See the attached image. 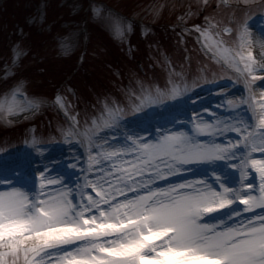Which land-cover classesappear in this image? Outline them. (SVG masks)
<instances>
[{
    "label": "rangeland",
    "instance_id": "1",
    "mask_svg": "<svg viewBox=\"0 0 264 264\" xmlns=\"http://www.w3.org/2000/svg\"><path fill=\"white\" fill-rule=\"evenodd\" d=\"M257 16H264V0H0V161L7 166L21 157L27 163L22 176L9 174L0 182V192L6 191L3 184L35 192L38 172L45 167L64 183H76L80 170L71 164L83 148L63 137L71 129L87 143L97 126L106 130V105L122 118L118 127L106 130L119 146L126 143L125 132L152 141L168 131L191 135L193 112L206 122L239 117L258 132L264 127V87L256 85L264 72L248 74L254 85L249 90L244 72L223 56L218 60L205 52V36L194 27L200 25L210 42L222 39L221 47L233 50L237 58L251 52L254 59L248 62L259 66L264 35L258 32ZM240 20H253L246 44L240 40ZM244 64L241 60L239 67ZM198 78L201 83L202 78L219 81L171 95L174 85ZM241 95L248 102L238 111L221 106L223 101L239 102ZM141 104L144 108L137 111ZM238 137L243 139L234 130L228 134L229 139ZM199 138L209 139L204 133ZM33 140L43 153L32 146ZM251 158L264 160L257 151ZM233 162L193 161L177 179L207 177L216 186L219 177L234 186L238 170L231 167ZM249 168V179L258 188L259 173L250 162ZM208 217L215 214L202 219L211 222Z\"/></svg>",
    "mask_w": 264,
    "mask_h": 264
},
{
    "label": "snow or ice",
    "instance_id": "2",
    "mask_svg": "<svg viewBox=\"0 0 264 264\" xmlns=\"http://www.w3.org/2000/svg\"><path fill=\"white\" fill-rule=\"evenodd\" d=\"M256 19L261 23L258 32L264 35V16ZM250 22L238 21L245 44L253 28ZM194 27L205 36L201 45L205 52L218 60L223 56L244 72L245 85L251 90L254 85L248 74L264 72V57L259 66L248 62L254 59L251 52L237 58L233 50L221 47L222 39L210 42L200 25ZM224 31L235 34L232 28ZM241 60L244 68L239 67ZM200 79L182 87L174 85L171 95L181 96L219 81L202 78L201 83ZM256 86L264 87V78ZM246 102L241 95L239 102L223 101L221 106L238 111ZM106 107L109 119L103 127L114 129L122 118L115 108ZM73 124H78L75 118ZM191 125V135L168 131L156 141L125 132L124 146L99 126L87 143L70 129L63 139L83 148L71 164L80 170L76 183H64L63 177L50 175L45 167L38 172L33 193L3 184L0 264H264V160L251 158L254 151L264 156V127L257 132L253 123L239 117L206 122L198 112L192 113ZM260 125L264 126V116ZM233 130L243 139H229ZM202 133L209 139H200ZM40 145L32 141L36 151L43 153ZM215 158L235 161L231 167L238 170L236 185L221 183L219 177L216 186L207 177L177 179L190 162ZM2 162L0 182L8 180L9 174L22 176L27 167L21 157L7 166ZM249 162L259 173L258 188L249 179ZM209 213L215 218L205 222L202 218Z\"/></svg>",
    "mask_w": 264,
    "mask_h": 264
}]
</instances>
